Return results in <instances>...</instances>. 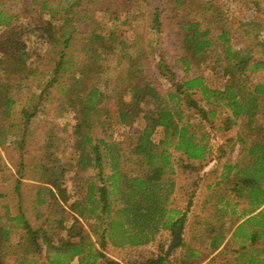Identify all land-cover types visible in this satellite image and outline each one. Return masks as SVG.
I'll list each match as a JSON object with an SVG mask.
<instances>
[{"label": "trees", "instance_id": "trees-1", "mask_svg": "<svg viewBox=\"0 0 264 264\" xmlns=\"http://www.w3.org/2000/svg\"><path fill=\"white\" fill-rule=\"evenodd\" d=\"M0 1V27H10L0 37V146L12 142L11 135H22L19 144H25L32 119L42 111L43 95L55 86L63 106L75 112L73 146L79 168L98 171L93 177L82 176L77 185L79 196L70 202L71 194L63 183L66 163L54 153L58 133L52 131L42 146L45 155H49L40 165L39 179L43 185L38 188L36 203H48L50 224L67 230L69 236L65 243L58 240L57 244L48 230L34 227L23 214L9 216L7 223H0V260L14 256L16 264H45L34 257L38 255L51 264H73L76 259L77 264H122L97 248L84 230L82 219V223L94 220L97 224L95 232L100 235L101 248L107 247V239L116 247H140L154 241L161 231L173 233L180 229L179 242L172 250L180 254L182 251L180 257L173 259L165 252L128 264H200L220 248L221 254L228 251L230 241L237 244L233 250L238 254L235 260L249 256L247 264H264V245L254 247L258 242L264 244V126L256 125L264 107V52L263 57L255 58L251 47L233 45L229 29L213 31V25L219 21L213 15L207 19L206 7L200 8L202 3L172 0L175 10L183 15L176 35L181 56L175 64L180 67L176 69L169 64L164 53L156 57L158 75L169 81V86L163 89L151 79L143 56L131 50L132 44L122 36L120 26L114 25L122 17L123 24L130 21L119 6L148 0H28L29 10L24 18L41 20L36 27L38 36L49 47L47 57L53 65L49 74L39 67L45 54L33 60L34 51L24 38L23 26L12 24L14 18L22 15L3 8L5 0ZM208 2L207 5H212L211 0ZM93 3L102 6L114 26L103 32L90 25L87 34L77 38L78 26ZM158 12L157 9L154 13V30L161 25ZM195 13L201 15L199 19ZM259 44L264 48V40ZM111 56L118 63L114 66L117 74L109 94L117 122L125 127L142 124L128 136V144L111 140L108 133L111 108L101 105L108 96L101 82L105 77L110 82L107 71L111 68ZM207 71L215 77L209 79ZM259 72L263 78L255 80L254 75ZM44 73L47 75L41 92L31 91V97L19 111L20 119L13 120L20 91L30 89L32 82L39 81ZM34 87L38 88L36 84ZM195 94L201 95L200 99L194 98ZM126 95L130 98L125 99ZM147 102L154 103V108H147ZM222 115L226 118L214 123ZM238 124L241 130L236 139L228 140L240 144L239 160L225 162L220 173L222 179H231L229 191L236 201L231 203L225 189L215 190L209 204L213 212L208 215L206 208L195 206L194 190L186 206H174L177 189L174 152L179 154L185 169H200L209 163L217 167L227 151L223 145L213 144L218 137L216 133ZM98 127L102 129V137L93 133ZM159 129L162 136L156 142L154 134ZM106 160L111 165L108 175ZM19 174L23 176L21 171ZM222 184L223 181L215 182L217 186ZM242 199L247 204L240 212L237 206ZM68 213L73 219L69 227L65 225ZM190 213L194 214L192 232L198 234L188 236L185 241V223ZM227 222L238 224L232 228ZM18 228L24 233L16 248L6 252L11 234Z\"/></svg>", "mask_w": 264, "mask_h": 264}, {"label": "rangeland", "instance_id": "rangeland-1", "mask_svg": "<svg viewBox=\"0 0 264 264\" xmlns=\"http://www.w3.org/2000/svg\"><path fill=\"white\" fill-rule=\"evenodd\" d=\"M211 1L212 5H207L206 3L208 0H195L196 3H202V7L200 6L201 9L206 7L208 13L207 19H209L210 15H213V19L219 21V24L213 25V31L220 33L223 27L229 29L231 32V42L235 47H251L255 58L263 57L264 48L259 42L260 40H264V0ZM11 3H13V5ZM28 6V0H5L2 7L11 8L12 11H16L22 15L21 18H14L12 24L23 26L24 38L28 39V46L34 51L32 55L33 60L36 61L40 56L45 54L44 59L39 63V67L42 69V72L48 71L49 74H51L53 65L48 61L47 57L49 47L47 43L38 36L36 27L40 25L41 20L33 21L31 15V17L24 18L25 13L29 10L27 9ZM101 7L99 3H93L89 7L90 12L78 26L76 33L77 38L87 34L88 30H90V25L99 28L103 32L114 25L116 27L120 26V33L132 44L131 50H135L143 56L142 62L149 75H151V79L161 88H167L169 86V81L165 79L164 76L158 75L155 62L157 60L156 57L158 58L164 53L169 64L176 69L180 67L175 64L181 56L179 48H177L176 35L179 32V22L182 20L181 16L183 15L179 13L178 9L177 11L175 10L172 0H148L145 2L140 1L137 4L132 2L122 4L118 8L124 11L123 15L129 16L130 21L127 25L122 23L123 17L119 19L118 22H114V25L112 22L110 23L109 20L112 19V17H110L106 11L102 10ZM157 9L159 10L158 13L161 25L158 30H154L153 19ZM195 16L199 19L201 15L195 13ZM206 23L207 21L203 23V26H205ZM130 24H132V26H130ZM9 29L10 27L7 29L0 27V37L6 34ZM74 53V50H72L71 54L73 55ZM114 59V56L109 58L111 68L107 71V76L110 82L106 81L107 77L103 78L101 82L102 90L108 93V96L105 97L101 105L106 108H111L110 113L108 112L109 116H111V126L108 131V133L111 134V140L122 141L128 144V136L133 135L135 131L139 130L142 124L139 123L125 127L119 125L117 122L116 113L114 112L115 107L112 104L114 101L113 98L109 96L113 90L112 79L117 74V70L114 66L117 67L118 63ZM123 63L124 61L121 62L120 66ZM124 67H126V62ZM208 72L209 71H207L206 75L209 79L215 77L214 74ZM44 75L46 76L47 74L44 73L39 81L32 82V87L30 89L20 91L18 103L14 109L15 114L13 120L18 121L20 119L19 111L31 97V91L37 92V94L41 92V89L44 87ZM254 77L255 80H257L258 78H262L263 74L259 72L257 75H254ZM34 84H36L38 88L34 87ZM200 96L199 94H195L194 98L198 100ZM129 98V95H126L125 99ZM37 99L38 98H35V100ZM40 102L42 111L32 119L25 134V144L23 146L19 144L22 135H11L10 139L12 142H7V144L0 146V223H7V217L9 216L23 214L34 227H41L42 229L48 230L55 243L58 244V240H63L65 243L69 234L67 230H62L50 224L49 213L51 208H49V204L45 203L43 205H38L36 203L38 188L40 185H43L39 179L41 175L40 165L47 161V155H49H45L42 146L49 139L52 131L58 133L54 153L66 163V173L63 183L64 187H67L69 190V194H71L72 198L70 202L77 199L79 196L77 185L81 183L82 176L93 177L96 176L98 171L94 168H87L86 171H82L77 164V156L73 146L75 141L73 131L77 120L75 118L74 109L63 106L58 88L54 86L49 89L47 93L43 95V99ZM146 106L152 109L155 104L147 102ZM221 118L224 120L226 115H222L219 119L215 120L214 123L216 122V124H219L218 121L220 122ZM243 120L246 123L247 119L243 118ZM244 122L240 121V125H243ZM240 125L238 128L233 127L232 129H225L223 132L216 133L218 137H215L217 140L215 142L213 141V144L223 145L224 149L227 151L226 155H223L221 162L217 163V167L214 165L215 163H212V165L209 163L208 165L205 164V166L200 169H185L182 165L184 162L180 160L179 154L174 152L173 149L171 150L174 152V167L177 171V174L174 176L175 180H177V194L175 192V196L173 197L174 206H186L190 195L193 194L194 190L197 191L194 189L196 184H215L217 181H223V184L216 190L221 191L225 189L229 194V198L232 200L231 203L236 201V198L231 195L229 191L231 187L229 185V180L231 181V179H222L220 173L222 172L225 162L229 160L232 162L239 160L240 144H234L233 141L228 139H236L238 132L241 130ZM256 125L264 126V107L257 116ZM101 130L102 129L99 127L95 128L93 133L96 137L103 136ZM212 134L216 135L213 131ZM253 135L256 137L255 133H253ZM161 136L162 131L159 129L154 134L155 141L158 142ZM19 171L23 173V176L19 174ZM105 172L107 175L111 173V165L108 160L105 162ZM17 181H19V184ZM82 185H84V183ZM68 204L69 203H67V206ZM246 204V201L243 199L240 200V204L237 206L238 210L242 212V210L246 208ZM208 207L207 214L209 215L213 212L212 204ZM198 208L200 207L198 206ZM69 214L71 213H68V219L65 221V225L68 227L73 223V219ZM193 215V213H190L185 223L183 237L185 241H187L190 236L192 237L198 234V232H192L194 227ZM81 224H83L84 230L90 234L97 248H100L107 256L120 261L122 264H128L130 261L142 260L150 256L157 257L165 252L168 255V249L176 232L170 233L168 231H161L154 241L140 247H116L111 239H107V247L101 248L99 245L100 235L95 232L97 229L95 221L84 220L82 223L81 219ZM237 224V222H227L226 225L235 228ZM189 230H191V232ZM23 233L24 230L18 228L17 231L11 234V244L6 248V252L7 250L13 251L16 248V242L21 239ZM263 245L264 244L258 242L254 247L262 248ZM236 247L237 244H232V241H230L227 246V249H229L228 251H222L223 253L221 254L220 250L222 249L220 248L200 264H247L249 256L241 260H235L238 254L234 253L233 250ZM172 250L169 253L171 258L175 259L182 255V251L180 254L174 251L173 253ZM34 257L40 258L45 264H51L44 256L34 255ZM0 264H16L15 257L4 256V258L0 260ZM73 264H77V259L74 260Z\"/></svg>", "mask_w": 264, "mask_h": 264}, {"label": "crops", "instance_id": "crops-1", "mask_svg": "<svg viewBox=\"0 0 264 264\" xmlns=\"http://www.w3.org/2000/svg\"><path fill=\"white\" fill-rule=\"evenodd\" d=\"M261 73V72H260ZM263 78V77H262ZM240 121V120H239ZM239 123V122H238ZM239 127V124L234 126ZM220 186L211 183H203L198 186V189L194 196V204L195 206H199L201 208H208L209 204L212 202L213 192L218 189ZM177 194V189H176Z\"/></svg>", "mask_w": 264, "mask_h": 264}, {"label": "water", "instance_id": "water-1", "mask_svg": "<svg viewBox=\"0 0 264 264\" xmlns=\"http://www.w3.org/2000/svg\"><path fill=\"white\" fill-rule=\"evenodd\" d=\"M179 239H180V229H177L175 234H174L172 243H171V245H170V247L168 249V255L171 252V250L178 244Z\"/></svg>", "mask_w": 264, "mask_h": 264}]
</instances>
